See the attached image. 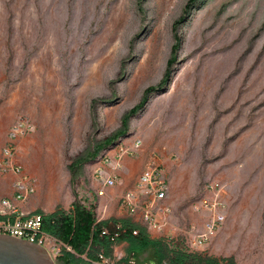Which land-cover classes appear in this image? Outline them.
<instances>
[{"label": "rangeland", "instance_id": "374dc122", "mask_svg": "<svg viewBox=\"0 0 264 264\" xmlns=\"http://www.w3.org/2000/svg\"><path fill=\"white\" fill-rule=\"evenodd\" d=\"M175 32L165 84L72 184L68 165L120 129L146 87L159 83ZM18 115L33 123L15 154L34 184L27 213H68L79 203L95 219L119 220V197L137 174L99 194L104 175L95 168L111 169L114 160L104 159L140 139L122 159H138L140 173L158 164L170 210L160 230L140 212L130 216L164 251L149 248L135 264H172L178 252L184 264H264V0H0V159ZM112 174L119 178L120 167ZM212 180L221 184L225 220L200 242ZM0 194L12 197V184L0 180Z\"/></svg>", "mask_w": 264, "mask_h": 264}, {"label": "built area", "instance_id": "2783aa9c", "mask_svg": "<svg viewBox=\"0 0 264 264\" xmlns=\"http://www.w3.org/2000/svg\"><path fill=\"white\" fill-rule=\"evenodd\" d=\"M33 129L31 119L25 115H18L8 130L7 142L2 149L0 160V171H12L18 174L14 181V199L25 202L34 192V184L31 178L22 170V165L16 161L17 139L28 134ZM141 144L140 139H135L132 145L120 144L113 157L107 156L105 162L114 160L111 169H106L100 165L95 168L97 175L103 174L102 186L98 193L101 194L104 188L113 186L117 177L112 173L121 166V159L126 154H136ZM167 181L163 176L158 164L154 160L149 161L141 171L134 187L127 189L118 200L121 209L130 215L140 212L141 220L151 230H160L166 223L169 207L163 205L162 201L166 197ZM206 196L202 199L203 207L210 212V216L204 223L202 232L198 235L199 241H207L225 220L224 204L221 201V184L216 181H208L205 185ZM117 231L121 225H116ZM136 230L132 233L136 234ZM107 234L106 229L102 231ZM0 234H8L14 237L28 240L32 243L43 246L50 256L55 259L68 251L77 255L70 246L65 244L57 236L46 232L43 229L42 213H27L23 211L12 199H0ZM118 235L115 232L111 237ZM99 264H109L102 252L98 253ZM89 263H98L88 261ZM129 264H135L134 259H130ZM144 264H157L146 262Z\"/></svg>", "mask_w": 264, "mask_h": 264}, {"label": "trees", "instance_id": "16d2710c", "mask_svg": "<svg viewBox=\"0 0 264 264\" xmlns=\"http://www.w3.org/2000/svg\"><path fill=\"white\" fill-rule=\"evenodd\" d=\"M184 16L173 23V30L176 31V26L183 20ZM178 40L175 32V43L172 46V53L167 61V67L163 77L158 84L148 86L143 92L140 100L132 106L127 112L124 113L121 119V128L115 131L112 135L105 138L102 142L98 143L94 150L84 157H79L68 165L70 172V181L73 184L74 177L77 169L85 162L94 159L98 153L106 146L110 145L116 138L125 134L128 128L129 118L136 114L146 103L150 93L160 89L166 82L169 75V68L175 60L174 51L178 48ZM43 214V213H42ZM120 224L121 229L117 231L116 225ZM137 225L124 220V219H109L97 220L93 212L79 203H74L72 210L68 213L63 211L54 212L51 214H43V229L61 239L65 244L71 247L76 254H83L85 252L96 253L97 249L102 248L104 251L109 250V247L114 242L126 241L129 244L128 253L131 257H137L139 253L153 248L155 252H159L158 256L164 254L163 247H160V241L150 238L145 229L138 227V232L133 234L132 231L136 230ZM106 229L107 234L102 231ZM118 232L111 241L110 237ZM160 247V248H159ZM162 250V252L159 251ZM177 259L172 261V264H184L183 253H176ZM56 264H82L79 259L71 252H64L62 256L55 259ZM204 264H218L215 259L209 258L205 260ZM228 264H234L229 261Z\"/></svg>", "mask_w": 264, "mask_h": 264}, {"label": "crops", "instance_id": "0c3cea01", "mask_svg": "<svg viewBox=\"0 0 264 264\" xmlns=\"http://www.w3.org/2000/svg\"><path fill=\"white\" fill-rule=\"evenodd\" d=\"M99 164H101V163H99ZM139 169H140V163H139L138 159H135V158L130 157V156L124 157L122 159V166H120V170L122 172V175L119 174V178L117 177L116 183L118 182V180L120 181L123 179V177H124L123 175L129 176L130 174H132V177L127 180V185L129 184V182L131 183V180H133L134 176H136V174H137V176L135 178V182H136V180L138 179V176L140 175ZM22 170H23V167H22ZM0 174H1L0 180H2L3 186L10 187L12 184V187H13L14 181L18 178V174L14 173L12 171H7V172L0 171ZM26 175H28V174H26ZM97 176H99V175H97ZM101 179L103 180V177ZM123 190H124V188L122 187V188L117 189V190L107 191L105 198H103V201L111 199L113 194L115 195L118 192L120 194ZM2 198L12 199L23 211H25L24 210V202L16 201L14 199V189H13L12 197H2V195L0 194V199H2ZM123 215L125 217H129V219H124V220L132 222V219H130V218H132V217H130L132 215L128 214L125 210H123L119 207V216H121V218H119V219H123ZM128 249H129L128 242L121 240L119 242L112 243L109 247V250L104 251L102 248H99V249H97L96 254L92 255L91 253L85 252V253H83V255H85L84 259L82 257L81 258L83 260H86V261H84V263H87L88 261L99 263L101 261L98 259V253L102 252L104 254V256L106 257L107 262L109 264H129L128 263L129 260L135 259L136 257H131L130 254L128 253Z\"/></svg>", "mask_w": 264, "mask_h": 264}, {"label": "water", "instance_id": "95a60500", "mask_svg": "<svg viewBox=\"0 0 264 264\" xmlns=\"http://www.w3.org/2000/svg\"><path fill=\"white\" fill-rule=\"evenodd\" d=\"M0 264H56V262L43 246L8 234H0Z\"/></svg>", "mask_w": 264, "mask_h": 264}]
</instances>
